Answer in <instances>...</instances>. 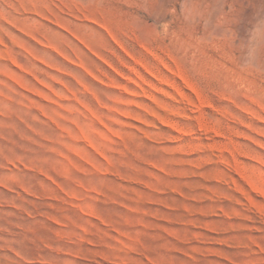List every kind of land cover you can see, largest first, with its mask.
Returning <instances> with one entry per match:
<instances>
[{
	"label": "rangeland",
	"instance_id": "obj_1",
	"mask_svg": "<svg viewBox=\"0 0 264 264\" xmlns=\"http://www.w3.org/2000/svg\"><path fill=\"white\" fill-rule=\"evenodd\" d=\"M0 264H264V0H0Z\"/></svg>",
	"mask_w": 264,
	"mask_h": 264
}]
</instances>
